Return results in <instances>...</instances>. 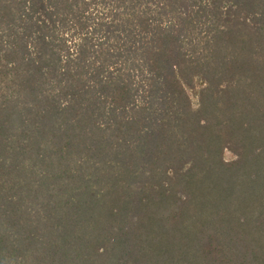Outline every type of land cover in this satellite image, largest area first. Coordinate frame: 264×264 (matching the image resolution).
<instances>
[{
  "label": "trees",
  "instance_id": "16d2710c",
  "mask_svg": "<svg viewBox=\"0 0 264 264\" xmlns=\"http://www.w3.org/2000/svg\"><path fill=\"white\" fill-rule=\"evenodd\" d=\"M0 264H264V0H0Z\"/></svg>",
  "mask_w": 264,
  "mask_h": 264
},
{
  "label": "rangeland",
  "instance_id": "374dc122",
  "mask_svg": "<svg viewBox=\"0 0 264 264\" xmlns=\"http://www.w3.org/2000/svg\"><path fill=\"white\" fill-rule=\"evenodd\" d=\"M193 102H194V105L196 106V104H197V98L196 97H193ZM225 159L230 161V160L234 159V156L232 155L231 152L226 151L225 152Z\"/></svg>",
  "mask_w": 264,
  "mask_h": 264
}]
</instances>
